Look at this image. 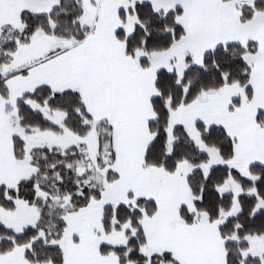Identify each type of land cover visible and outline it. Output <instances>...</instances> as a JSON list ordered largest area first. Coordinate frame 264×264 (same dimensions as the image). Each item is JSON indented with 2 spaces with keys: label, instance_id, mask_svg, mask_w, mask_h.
I'll list each match as a JSON object with an SVG mask.
<instances>
[{
  "label": "snow or ice",
  "instance_id": "snow-or-ice-1",
  "mask_svg": "<svg viewBox=\"0 0 264 264\" xmlns=\"http://www.w3.org/2000/svg\"><path fill=\"white\" fill-rule=\"evenodd\" d=\"M0 264H264V0H0Z\"/></svg>",
  "mask_w": 264,
  "mask_h": 264
}]
</instances>
